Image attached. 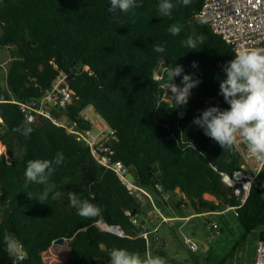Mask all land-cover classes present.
Returning <instances> with one entry per match:
<instances>
[{
	"label": "trees",
	"instance_id": "1",
	"mask_svg": "<svg viewBox=\"0 0 264 264\" xmlns=\"http://www.w3.org/2000/svg\"><path fill=\"white\" fill-rule=\"evenodd\" d=\"M204 2L178 5L169 18L157 16L158 0H143L141 6L115 15L107 10L109 0H0V46L14 49L8 63L0 61L8 64V88L0 84V139L7 149L0 156V264H99L109 263L114 247L142 258L149 252L141 228L131 222L144 213L141 200L115 171L97 161L88 145L42 116L32 121L30 138L14 131L29 119L24 105L41 99L61 73L71 102L65 109L54 107V116L59 119L57 113L63 112L87 128L82 113L93 107L118 137L111 144L112 160L123 162L140 187L158 192L156 186H161L171 195L179 190L199 213L233 208L248 233L264 224L263 188L254 183L242 205L223 183V174L246 171L242 153L236 146L232 154L223 151L192 123L209 106L229 107L218 95L219 83L226 77L222 66L236 54L207 24L198 22ZM176 23L182 30L173 36L168 28ZM189 35H203V44L195 50L184 47ZM153 44L165 51H153ZM165 65H182L184 74L202 81L191 89L186 105L174 107V101L165 99ZM173 83L183 86L182 76ZM24 148L27 154L20 160L17 153ZM57 151L66 159L51 182L61 195L41 203L37 198L43 186L26 181V162L52 159ZM69 192L98 205L101 214L80 217L70 206ZM205 194L218 204L205 200ZM105 226L122 234L103 230ZM5 231L24 246V261L5 250ZM61 238L66 245H55Z\"/></svg>",
	"mask_w": 264,
	"mask_h": 264
},
{
	"label": "clouds",
	"instance_id": "2",
	"mask_svg": "<svg viewBox=\"0 0 264 264\" xmlns=\"http://www.w3.org/2000/svg\"><path fill=\"white\" fill-rule=\"evenodd\" d=\"M192 0H158L157 16H172L175 7L190 6ZM143 4V0H109L108 12L115 15L118 12L127 13ZM200 24L208 23V18L201 15ZM182 26L172 24L168 32L177 36ZM203 35H189L182 41V45L190 50L197 49L203 44ZM153 51L163 53L165 47L160 44L152 45ZM193 67H197L193 62ZM226 77L219 83L218 95L223 96L229 105L222 109L219 106H209L192 123L203 130L205 136L219 144L223 151L232 154L238 143L246 146L247 153L264 167V47L245 48L238 51L235 56L222 66ZM161 72L166 74V89L172 92L174 107L186 105L191 96V89L197 87L202 81L193 78V75L184 74L182 65H165ZM182 76L183 88L176 86L173 81ZM182 118L184 113H179ZM14 131L25 138H30L34 128L32 121L25 119ZM191 143V142H190ZM192 145V144H191ZM193 147V145H192ZM27 148L17 153V158L24 160ZM200 155H204L201 153ZM65 155L57 151L52 159H29L26 162L24 176L27 182L43 186L37 200L47 203L56 200L61 193L56 190L57 185L51 182L56 169L65 162ZM70 206L77 214L85 219H93L101 214V208L91 203L88 199H82L78 194L69 192ZM29 198L30 195H29ZM3 244L9 255L19 256L22 250L20 241L14 234L5 231ZM109 264H167L164 257L146 254L143 258L138 252H131L125 248H112L108 253Z\"/></svg>",
	"mask_w": 264,
	"mask_h": 264
},
{
	"label": "built area",
	"instance_id": "3",
	"mask_svg": "<svg viewBox=\"0 0 264 264\" xmlns=\"http://www.w3.org/2000/svg\"><path fill=\"white\" fill-rule=\"evenodd\" d=\"M201 15L208 18L206 24L216 35L232 46L235 53L245 48L264 47V0H205L197 17L199 18ZM86 69L88 70V67ZM70 102L71 92L66 86L65 74L61 73L51 89L41 99L27 103L24 107L27 109V116L31 121H34L37 116L48 118L55 124L64 127L69 134L75 136L77 141L88 145L97 161L106 168L115 171L122 183L137 198L141 200L145 196L151 199V195L146 189L129 179V168L119 160H112L114 154L111 144L118 140V137L93 107L87 108L82 113L84 120L90 125L87 128L80 127L75 121L62 122L54 116L52 112L54 107L65 109ZM0 122H2L1 118ZM3 155H7V149L0 139V156ZM243 157L246 163L255 160L248 155L247 149L244 151ZM257 163L258 168L254 176L245 170H237L232 176L223 174V183L233 190L242 205L246 203L251 188L256 182L258 169L262 167L259 162ZM156 189L164 198L169 197V194L163 193L161 186H156ZM131 222L141 228L140 236L146 239L150 250L154 241L153 233L156 234L158 231V227L150 229L154 220L141 223L136 216L131 219ZM212 228L218 235V226L212 225ZM186 244L193 251L198 248L197 244L190 239H186ZM26 258L27 255L22 245L17 261L22 262ZM254 264H264V237L259 240Z\"/></svg>",
	"mask_w": 264,
	"mask_h": 264
},
{
	"label": "crops",
	"instance_id": "4",
	"mask_svg": "<svg viewBox=\"0 0 264 264\" xmlns=\"http://www.w3.org/2000/svg\"><path fill=\"white\" fill-rule=\"evenodd\" d=\"M57 114H59L60 121H68L67 116L63 112H58ZM236 147L243 155L246 146L243 143H238ZM245 168L248 173L254 176L258 168V163L255 160H251L246 163ZM257 179L261 180V183L258 185L261 187L264 186V167L258 169ZM149 193L151 199L148 197L141 199L144 211L143 215L146 216V219L139 218V220L143 222L154 220V224L150 225V229L158 227V231L156 234L153 233L154 241L148 254L164 257L167 264H205L203 259L208 261L209 254L213 257L211 264H230L228 263L230 260L234 263V252L246 238L238 239L231 232L229 233V237H227L228 235H223V232H221L219 223L217 221H211V218L214 216H222L230 213L236 215L233 209L227 208L219 212L199 213L196 211L194 203L187 199L179 190L173 195L169 194L168 198H164L160 193L155 191H149ZM204 199L218 204V200L213 195L205 194ZM204 224L213 235V238L211 236L208 237L206 232L202 230ZM212 225L218 226V235L215 234L216 230L212 228ZM259 226L263 227L264 225ZM262 232L264 231L260 232L258 243L261 239ZM198 233L205 238L201 242L204 255L203 257L193 258V255L196 256V253L200 250L197 241L194 239L198 236ZM186 239H190L197 244L198 248L196 251L189 248L186 244ZM256 254L248 261L242 259L243 264H254ZM242 260L240 263H242Z\"/></svg>",
	"mask_w": 264,
	"mask_h": 264
},
{
	"label": "rangeland",
	"instance_id": "5",
	"mask_svg": "<svg viewBox=\"0 0 264 264\" xmlns=\"http://www.w3.org/2000/svg\"><path fill=\"white\" fill-rule=\"evenodd\" d=\"M1 34H2V30L0 28V36H1ZM13 52H14L13 48H2L0 46V61H1V59H3L4 61H6L8 63L9 59H12V53ZM7 63L1 64V62H0V84L2 87L6 88V89L8 88L7 80H6V69H7V65H8ZM156 79L159 81L162 79L159 72H157V74H156ZM174 84L176 86H178L176 83H174ZM164 88H165V99L169 102H173L174 100L172 99V96H173L172 92L170 91V89L167 90L166 86ZM128 177L131 181H134L132 175H128ZM257 178H258V176H257ZM262 188L264 189V186H262ZM143 197H145V196H143ZM141 218L146 219V216L142 215ZM211 221L212 222L217 221L219 223V225L221 226V232H223V235H226V236L228 235L227 237H229V235H230L229 233L231 232L234 235H236L238 237V239L246 238L245 240H243L241 246L234 252V255H233L234 263L231 260L228 263H230V264H243V260L248 261L250 258H252L255 255V253H257L258 239L260 236V232L264 231V226L263 227L259 226L255 230L248 233L245 230H243L242 226L238 222L237 216L234 213H230V214H226V215H222V216H214L211 218ZM202 230L204 232H206L208 237L211 236L213 238V235L207 229L205 224L202 227ZM203 238L204 237L200 233H198V236L194 238L197 241V244L199 245L200 250L198 251V253H196V256L193 255V258L194 257H203L204 253L202 251V243H201ZM208 257H209L208 261L203 259L205 264H211V262L213 260V257H211L210 254L208 255ZM241 260H242V263H240ZM99 264H106V262L100 261Z\"/></svg>",
	"mask_w": 264,
	"mask_h": 264
},
{
	"label": "water",
	"instance_id": "6",
	"mask_svg": "<svg viewBox=\"0 0 264 264\" xmlns=\"http://www.w3.org/2000/svg\"><path fill=\"white\" fill-rule=\"evenodd\" d=\"M179 88H183V86H180L178 85ZM257 185L261 183V180L257 179L256 182H255ZM103 230H106V231H111V232H114L116 234H119L121 235V231L117 228V227H108V226H105V227H102ZM55 245L57 246H65L66 245V239H58L54 242ZM28 257V256H27Z\"/></svg>",
	"mask_w": 264,
	"mask_h": 264
}]
</instances>
